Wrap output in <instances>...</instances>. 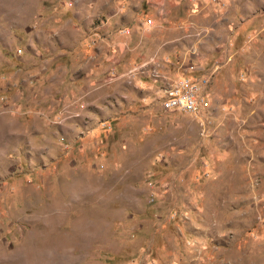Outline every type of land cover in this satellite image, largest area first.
Returning a JSON list of instances; mask_svg holds the SVG:
<instances>
[{"label":"rangeland","instance_id":"374dc122","mask_svg":"<svg viewBox=\"0 0 264 264\" xmlns=\"http://www.w3.org/2000/svg\"><path fill=\"white\" fill-rule=\"evenodd\" d=\"M0 264H264V0H0Z\"/></svg>","mask_w":264,"mask_h":264},{"label":"bare ground","instance_id":"6f19581e","mask_svg":"<svg viewBox=\"0 0 264 264\" xmlns=\"http://www.w3.org/2000/svg\"><path fill=\"white\" fill-rule=\"evenodd\" d=\"M159 97L166 109L196 112L199 104L197 87L187 78H179L173 84L161 88Z\"/></svg>","mask_w":264,"mask_h":264}]
</instances>
